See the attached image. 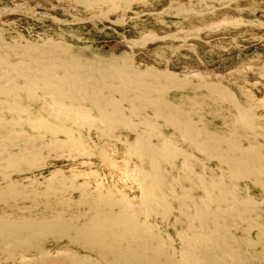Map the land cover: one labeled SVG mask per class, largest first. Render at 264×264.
Listing matches in <instances>:
<instances>
[{
  "label": "rangeland",
  "instance_id": "1",
  "mask_svg": "<svg viewBox=\"0 0 264 264\" xmlns=\"http://www.w3.org/2000/svg\"><path fill=\"white\" fill-rule=\"evenodd\" d=\"M207 260L264 264V0H0V264Z\"/></svg>",
  "mask_w": 264,
  "mask_h": 264
},
{
  "label": "bare ground",
  "instance_id": "2",
  "mask_svg": "<svg viewBox=\"0 0 264 264\" xmlns=\"http://www.w3.org/2000/svg\"><path fill=\"white\" fill-rule=\"evenodd\" d=\"M80 77H81V76L78 77L80 80H79V83L76 85L77 87L75 86V87L78 88V89H81V88L83 87V84H86V82H82V81H81L82 79H81ZM78 78H77V79H78ZM94 80L96 81L97 78L94 77V78H93V81H94ZM96 82H98V81H96ZM127 82H129V81H127V79H126V80L124 81V84H123V86H122V89H123V88L125 89V88L131 86V85H127V84H126ZM129 83H130V82H129ZM59 88H60V87H59ZM59 88H57L56 91L53 90L52 94H54L55 96L58 95V96L60 97V99H62L63 96H67V95H66V93L64 92V90H61V89H59ZM94 89L97 90V88H95V87H94ZM140 89H142V88H140ZM86 90H87V89H86ZM95 90L93 91L94 93H95ZM67 91H68V90H67ZM89 92H90V91H89ZM144 92L146 93L147 91L144 90ZM99 93H100V90L96 92L97 95H99ZM138 97H139V96H138ZM143 97H144V95H143ZM144 98H145V97H144ZM117 113H118V111H114L113 114H117ZM105 115L107 116L108 114H106V113L103 114V116H105ZM103 116H102V117H103ZM207 263H208V264H213L212 262H209V260H207ZM145 264H147V263H145Z\"/></svg>",
  "mask_w": 264,
  "mask_h": 264
}]
</instances>
